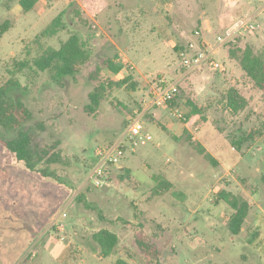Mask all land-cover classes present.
Segmentation results:
<instances>
[{
    "label": "rangeland",
    "instance_id": "rangeland-1",
    "mask_svg": "<svg viewBox=\"0 0 264 264\" xmlns=\"http://www.w3.org/2000/svg\"><path fill=\"white\" fill-rule=\"evenodd\" d=\"M56 17V34L39 37ZM245 17L255 29L216 47V37ZM4 21L11 28L0 40V86L19 83L8 94L32 113L24 129L40 148L55 145L63 164L50 167L58 180L27 172L0 142V264H146L141 235L156 246L160 264H264V99L231 54L250 47L264 57V0H40L28 13L19 0H0ZM73 34L91 52L74 77L56 83L47 71L14 67L31 65ZM191 41H205L220 68L204 62L181 73L176 48ZM105 58L124 69L95 74ZM128 76L122 87L111 85ZM100 83L106 88L91 111L89 94ZM160 85L180 89L182 117L172 106L151 107L150 89ZM230 89L246 103L238 114L227 106ZM135 121L152 141L125 142L123 158L96 187L90 176L98 151L124 143ZM154 175L172 185L163 196H152ZM224 197L248 204L236 236ZM101 229L119 240L106 258L92 241Z\"/></svg>",
    "mask_w": 264,
    "mask_h": 264
},
{
    "label": "trees",
    "instance_id": "trees-1",
    "mask_svg": "<svg viewBox=\"0 0 264 264\" xmlns=\"http://www.w3.org/2000/svg\"><path fill=\"white\" fill-rule=\"evenodd\" d=\"M38 1L40 0H19V5L23 12L28 13ZM60 26V18L56 17L51 24L40 33L39 37L53 36L56 34ZM10 28L11 23L9 21L0 23V40ZM185 48V45L182 44L178 45L176 48L177 57L181 62V73H184L188 69L179 57L180 52ZM236 51L240 53L238 57L235 56ZM236 51L232 50L231 54L238 60L244 78L251 82L253 87L261 92L264 99V57L260 54H255L250 47H245L244 50L237 49ZM90 58L91 52L86 48L79 35L73 34L65 42L61 43L57 50L49 48L44 51L43 54L32 61L31 65L26 61H21L16 62L14 67L18 71L25 68H29L30 70L35 69V72L38 73L47 71L50 74L51 79L56 83H59L64 77H74L82 67L88 64ZM102 68H106L112 74H118L124 69V65L120 61L115 62L114 59L105 58L97 65L95 74L99 73ZM128 80H131L129 76L120 82L111 83V85L116 84L117 86L122 87ZM18 86L19 83L15 81V79H10L6 85L0 86V142L3 147L11 153L15 161L27 172L37 173L42 177L58 180L56 173L50 169L52 165L63 164L59 152L55 151L57 150V147L55 145L44 148L38 146L36 141L33 140L31 133L24 129V125L32 120V113L22 101L15 100L8 94L9 90L17 88ZM105 88L106 85L103 83L94 87L93 91L89 94V110L92 111L98 106ZM133 89H135V87L131 86V90ZM180 99V89L176 87L173 95L168 99L166 106H172L175 109L179 106ZM226 100L228 109L234 114H238L244 110L246 106L244 98L236 89H230L227 92ZM192 109V114L199 113V110L195 107H192ZM146 114L149 113H146L145 111L144 115ZM150 115H152V113ZM129 122L127 123V127ZM6 133L12 136H7L5 135ZM256 134L255 131L253 132V135L252 133H247L243 137H240V139H233L231 141L232 147L239 149L241 147V139H253ZM199 152L207 161L213 162L210 155L203 153L202 150ZM123 172L122 175H126L127 183H131V185L133 184L135 187L139 185V183L134 181L133 177L129 175L128 171L124 170ZM152 180L154 183V186L151 189L152 196H163L171 190V183L163 176L154 175ZM224 200L233 210L227 227L230 234L236 236L240 233L245 218L248 215V204L246 202H239L234 198L228 200V197H224ZM85 205L91 209L90 204ZM94 208L98 213V217L102 219L101 210L96 207ZM142 237L144 236L141 235L138 237V243L146 264H160L156 246L151 242H145L146 240ZM256 237L257 233H254L251 241ZM92 241L98 245L101 258H106L113 254L119 242L118 236L107 229H101L94 233L92 235ZM115 264L126 263L122 260H117Z\"/></svg>",
    "mask_w": 264,
    "mask_h": 264
},
{
    "label": "built area",
    "instance_id": "built-area-1",
    "mask_svg": "<svg viewBox=\"0 0 264 264\" xmlns=\"http://www.w3.org/2000/svg\"><path fill=\"white\" fill-rule=\"evenodd\" d=\"M254 20L252 17H245L234 22L231 27L216 37V47H221L228 42L233 41L235 35H242L245 32H251L255 28ZM195 35L198 32L195 31ZM186 48L182 50L179 57L182 63L190 67H197L199 64L206 62L211 69H219L220 65L213 61L210 57L213 49L208 48L205 41H191L187 43ZM211 49V50H210ZM188 72V71H187ZM151 107L159 109L166 105L168 99L173 95L175 89L174 85L163 87L162 85L152 87L151 89ZM175 113H179L177 116L182 117V113L178 109H174ZM124 143L120 142L113 146L111 149L98 151L97 158L98 164L94 168L90 178L96 187L102 186L107 180V176L110 173V169L116 167L120 160L124 156V144L125 142L131 143L134 146H144L148 142L152 141V137L149 134H143L141 131V125L138 122H132L128 125L127 132L123 138Z\"/></svg>",
    "mask_w": 264,
    "mask_h": 264
},
{
    "label": "water",
    "instance_id": "water-1",
    "mask_svg": "<svg viewBox=\"0 0 264 264\" xmlns=\"http://www.w3.org/2000/svg\"><path fill=\"white\" fill-rule=\"evenodd\" d=\"M121 170H123V168H121Z\"/></svg>",
    "mask_w": 264,
    "mask_h": 264
}]
</instances>
